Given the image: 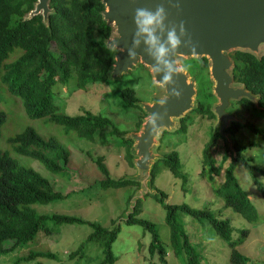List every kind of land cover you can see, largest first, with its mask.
Returning a JSON list of instances; mask_svg holds the SVG:
<instances>
[{"label":"trees","instance_id":"1","mask_svg":"<svg viewBox=\"0 0 264 264\" xmlns=\"http://www.w3.org/2000/svg\"><path fill=\"white\" fill-rule=\"evenodd\" d=\"M36 2L37 0H0V85L22 101L25 113L31 119L47 118L48 121L62 126L66 133L74 132L79 138L88 141H94L97 132L107 127L112 135L121 136L123 133L107 117L86 110L75 116L60 114L58 106L54 103L55 94L66 88L71 79L75 81L73 90L89 91V84H109L108 71L115 51L105 45L112 29L102 19L104 6L101 0H50L49 7L54 13L48 16V26L43 22L41 15L26 19ZM15 49L21 50V54L7 63ZM230 57L233 60L234 82L244 86L253 95L259 96L261 109H255L251 102L242 99L233 102L229 110L235 113L234 108L242 106L251 109L253 116L264 115V55L257 59L249 53L235 51ZM182 64L187 66L186 71L195 82L199 83L200 88L196 97L197 107L180 120V127L175 131L176 134L181 135L187 133L197 116L201 119H215V115L210 110L215 98L207 74V61L190 59L183 61ZM119 99L124 108L139 109L144 114L135 104L139 101L133 89L121 90ZM5 118L4 112L0 111V134ZM142 119L137 122V129L141 126ZM243 128H248L264 138L262 128L255 127L247 121L244 124L231 122L225 130L234 143L233 150H230L219 131H214L212 128L209 140L203 148L200 174L206 177L208 171L211 176L212 174L218 176L226 165L223 182L214 191L215 194L223 200L226 208H230L248 222L256 224L258 220L255 207L238 183L234 170L238 163H242L263 198L264 186L256 175L257 177L260 174L264 175V170L258 168L252 158L243 157L245 144L240 140L242 136L236 138ZM167 134L164 132L163 136ZM221 141L222 149H219L218 143ZM8 142L16 154L38 162L54 175L63 177L68 171L70 154L53 137L44 139L32 127H27L21 133L10 137ZM128 142L131 144V141ZM252 145L259 144L252 143ZM217 149L222 156L219 162L214 157ZM130 155L128 154V159L131 163ZM103 161L104 157L101 156L93 160L103 176L100 181H96L95 186L103 190L139 186L131 179L112 178ZM159 165L180 180L182 191L187 192V175L183 172L176 150L164 153L162 158L153 164L151 188ZM156 192L153 197L164 206L166 211L165 223L170 230L171 248L175 255L185 254L186 264L202 263L200 252L190 242L179 222L180 214L211 224L216 236L231 248L230 263L247 264L248 258L236 247L244 242L248 231H242L241 238L234 240L232 237L234 227L228 219H217L206 208L197 210L186 204H168L165 202L166 194L160 190ZM69 195L70 193L63 195L56 192L51 183L38 171L20 165L9 153L0 152V256L34 242L39 232L50 236L62 225H87L91 228V233L76 250L68 254V258L82 260L85 246L90 243L96 244L101 249L102 259L99 264H115L117 259L112 252V244L120 232V227L115 221L111 222L110 228H105L96 222L85 221L75 216L58 213L39 214L35 208L37 205L62 201ZM140 204L138 201L132 212L126 216L125 223L140 225L149 232L150 258L157 254L160 264H169L167 250L160 241L156 225L138 217L141 212ZM40 258L57 259L51 252L30 251L21 259L18 257L12 264H19L20 261H37ZM35 264L42 263L37 261Z\"/></svg>","mask_w":264,"mask_h":264},{"label":"rangeland","instance_id":"2","mask_svg":"<svg viewBox=\"0 0 264 264\" xmlns=\"http://www.w3.org/2000/svg\"><path fill=\"white\" fill-rule=\"evenodd\" d=\"M20 54L21 50L15 49L7 63L15 60ZM207 74L205 73V76ZM108 83L104 85L89 84V91L73 90L75 81L71 79L67 89L63 88L59 94L54 96V103L58 106L60 114L75 116L85 110L90 111L93 114L109 118L112 124L123 133L121 136L112 135L107 127L97 132L94 141L81 139L74 132L66 133L62 126L48 121L47 118H29L25 113L22 101L0 85V111L6 115L0 134V152H7L20 165L38 171L51 183L56 192L63 195L70 193L62 201L35 206L37 212L39 214L58 213L75 216L85 221L96 222L105 228H110L111 222L115 221L116 225L120 227V232L112 244V252L117 259L115 264H160L157 254L150 258L148 252L151 239L149 232L140 225L125 223L126 216L132 212V207L139 201L141 212L138 217L156 225L160 241L167 250L168 263L186 264L185 254L177 253L175 255L171 248L170 230L165 223L164 206L157 202L152 194H149V191L160 190L166 194L165 202L168 204H186L197 210L206 208L213 213L215 218L228 219L234 227L232 234L234 240L241 238L242 231H248L247 238L236 249L248 258L247 264H264V198L248 170L242 163H238L234 173L238 183L248 194L255 207L258 220L256 224L248 222L230 208H226L223 200L215 194L214 191L223 182L226 165L218 176L214 174L211 176L208 171L206 177L200 174L203 148L208 142L211 129L217 120L201 119L197 116L186 134H176L175 130L165 132L168 133L165 137L161 133L155 140L152 151L156 158L168 151L176 150L178 152L183 172L187 175V192L182 191L180 180L174 178L161 165H159L153 188L148 187L147 178L142 176L133 163L138 158L131 153L134 141L132 144L128 142V136L132 138V134L140 131L136 127L139 119L145 117L139 109L124 108L119 99V92L124 88H131L135 91L139 103L147 104L154 101V97L160 93V89L155 85L150 71L141 64L118 78H109ZM196 86L198 93L199 83L196 82ZM234 109L237 119L247 121L264 130L263 114H257L258 117L253 116L251 109L242 106H236ZM27 127H32L44 139L55 138L69 152L68 171L65 168L66 174L63 177L48 172L38 162L20 156L13 151L8 139L21 133ZM240 137L241 142L245 144L243 157L252 158L255 165L264 170V138L251 132L248 128L241 129L236 135L237 139ZM252 143L259 145L253 146ZM218 145L219 149H222V141ZM233 146L234 143H232V148ZM219 149L214 154L217 162L222 158ZM128 154H131V163ZM100 156L104 157L103 162L112 178L133 180L138 177L139 183H136L139 186L106 190L95 186L96 181L103 178L93 162ZM155 161L156 159L151 160L150 166ZM256 178L264 186V175L260 174L258 177L256 175ZM137 193L140 194V198H136ZM144 194L146 195L144 196ZM179 222L190 242L200 252L202 264H231V248L216 236L211 224L196 220L186 214L179 215ZM90 233L91 228L87 225H62L57 227V231L50 236L39 232L34 242L0 256V264H12L18 257L21 259L30 251L51 252L56 255V260L38 259L37 261L42 264H99L102 254L96 244L89 243L85 246L82 260L68 258V254L76 250ZM37 261H20L19 264H35Z\"/></svg>","mask_w":264,"mask_h":264},{"label":"water","instance_id":"3","mask_svg":"<svg viewBox=\"0 0 264 264\" xmlns=\"http://www.w3.org/2000/svg\"><path fill=\"white\" fill-rule=\"evenodd\" d=\"M49 2L50 0H37L34 10L26 19L41 14L43 22L48 26V16L54 13L49 7ZM101 4L104 6V11L101 13L102 19L112 29L105 45L115 51L108 71V79L118 78L140 64L145 66L150 71L155 85L160 89V93L151 103L137 102L135 104L142 109L146 117L155 112L161 115L164 112L167 113L158 125L161 127L157 132L150 131L149 126L145 124V117L138 133L132 134V138L126 135L129 140L134 141L131 153L138 158L133 163L142 176L147 178L148 187H150L153 167L149 163L151 160L157 161L162 158V156L156 158L152 151L155 140L161 133L178 130L179 121L197 107V86L189 73L184 71L174 77V85L161 87L157 81L162 80L166 69L163 64H160L158 67L161 71L153 73L151 66L155 64V61L147 54L145 37H140L136 57L131 59L128 57V50L132 47L136 31L134 12L137 8L154 11L158 5L162 4L168 13L166 25L178 26L181 22L184 23L186 32L198 47L195 54L181 47L175 59L180 64L190 59L207 61L212 83L211 92L216 99L210 108L217 120L213 130H218L228 148L233 150V140L225 130L231 122L241 124L245 122L237 119L235 113L229 110L231 102L236 103L246 99L254 105L255 109L261 108L259 96L253 95L244 86L234 83L233 60L230 54L235 51L246 52L257 59L264 55V0H101ZM176 4H179V9L175 7ZM157 35L161 34L158 32ZM163 38L166 39V35ZM173 86L181 91L180 99L171 95ZM161 101L164 103L162 104ZM137 178L133 181L138 182ZM156 193L149 191L152 195ZM138 197L141 196L137 193L136 198Z\"/></svg>","mask_w":264,"mask_h":264},{"label":"clouds","instance_id":"4","mask_svg":"<svg viewBox=\"0 0 264 264\" xmlns=\"http://www.w3.org/2000/svg\"><path fill=\"white\" fill-rule=\"evenodd\" d=\"M175 7L179 9V4H176ZM167 19L168 13L162 4L158 5L154 11L147 8L135 9L134 24L136 31L134 34L132 47L128 50V57L130 59L136 57V48L140 44V37H145L144 43L148 49L147 54L155 61V64L151 66L153 73H159L161 71V69L158 67L160 64H163L164 68L166 69L162 80L157 81L161 87L174 85V77H177L180 73L187 70L186 65L180 64L175 59L176 55L178 54V49L185 47L189 49L191 53L195 54L198 47V45L193 43L191 37L186 32L183 22H181L178 26L175 24L166 25ZM158 32L161 35H157ZM165 35L166 39L163 38ZM113 47H116V45H113ZM191 78L194 79L193 77ZM171 95L177 99H180L182 93L173 86ZM161 103L163 104L164 101H161ZM166 115V112H164L163 115L158 112L150 113L147 117L145 115V124L149 126L151 132H157L161 127L158 125L161 124Z\"/></svg>","mask_w":264,"mask_h":264},{"label":"flooded vegetation","instance_id":"5","mask_svg":"<svg viewBox=\"0 0 264 264\" xmlns=\"http://www.w3.org/2000/svg\"><path fill=\"white\" fill-rule=\"evenodd\" d=\"M231 104H232V102H231Z\"/></svg>","mask_w":264,"mask_h":264}]
</instances>
